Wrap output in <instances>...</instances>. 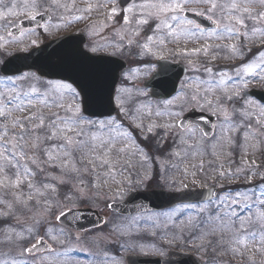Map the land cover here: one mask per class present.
<instances>
[{
    "label": "rangeland",
    "instance_id": "374dc122",
    "mask_svg": "<svg viewBox=\"0 0 264 264\" xmlns=\"http://www.w3.org/2000/svg\"><path fill=\"white\" fill-rule=\"evenodd\" d=\"M12 3L16 2L10 0L8 6H11ZM111 3L112 0H48L46 7L54 16V22L46 28L45 38L44 36L43 38L53 39L61 32H64V30L68 31L70 29L69 27L64 28L63 24H61L62 21L59 19L58 15L63 12L62 8L69 10L72 6H81L83 4V6L99 5L102 10L108 12ZM216 3L218 6L221 4L219 2ZM17 5L19 7L21 3L18 1ZM38 7L44 8L42 0ZM38 11L40 12L39 9ZM18 17L20 15L0 19V30H2L0 31V41L7 40L6 30L15 23V19ZM221 23L222 35L219 36L224 40V43L220 46L231 54L235 52L232 50L233 46H235L236 51H239L240 46L238 47V45L242 46V41L238 40V42L235 38L243 35L247 41V36L252 35L251 32L253 30L243 33L239 31L244 26L234 24L229 20L224 21L223 19H221ZM228 23L229 25H227ZM140 26L142 25L140 24ZM140 26H137V28ZM226 28H232V34L237 32L240 34L229 35L224 32ZM260 31L263 32L264 29L261 28ZM134 34L136 35V32ZM188 37L192 38V36ZM40 38L38 37L36 42L40 43ZM231 38H234V43H228ZM185 40L188 41L189 39ZM260 42H254V46L246 45V48L253 55V60L248 64H257L255 61L260 62V60L264 61V48L258 49L257 46ZM189 44L191 45V42ZM134 45H136L135 42ZM12 46L2 43L3 57L6 55L9 57L12 53H16V49L12 48ZM140 47L144 49L142 45ZM5 48L12 50H6ZM181 48L179 52L177 51V54H179L180 59L188 61L190 72L181 83L182 92L177 97V103L173 101L153 107L155 104L147 100L149 106L146 103L135 106L137 105L136 99L131 96L127 101L128 106L131 107L128 109L124 105L123 99L130 91H128V88L123 87L118 92L119 102H116L121 117L111 120L113 123L121 125L119 132L109 133L107 128L100 129L98 127L100 122L107 123L110 120H92L94 124L91 125L85 123L88 119L82 115L79 95L76 99H73L69 92L57 88L58 83L40 82L35 75L20 77L15 80L14 85L0 79V86L10 88V93L12 90V95L3 96V99L0 100V105L7 104L8 99L17 94H21L23 99L22 94L31 93L33 88L37 90L38 94L37 97L33 98V103L26 106L23 110H18L11 106L8 108L6 117H0V143L8 148L16 145L23 153V155H16V160L11 161L12 164L18 161L21 166L19 169L21 175L19 185L15 183L18 170L9 166L8 154L1 157L0 165L3 166L4 170L0 171V175L3 176L0 178V197L6 191L9 192V195L17 197L18 204L22 206V213L11 211L9 206L0 207V213L4 214L0 216V223L15 221L18 218L22 220L30 218L34 222V228L29 226L26 228V232H22L16 225L0 229V264H6V260L7 264H12L13 261H17L18 264H103L98 251L102 255V252L105 253L104 248L115 242L120 247V254L126 255L128 254L127 249L130 250L128 252L143 254V249L149 248L151 245L164 246L169 244L167 241L173 240V236L177 235V233L181 234L184 232L183 237L185 239L193 238L196 233L193 232L196 227L195 224L198 226L201 221V219H193L194 213L188 212L177 215L176 213L178 212L176 210L166 214L146 215L125 220L119 219L117 220L118 222L115 217L108 215L107 224L102 230L86 233L85 235L68 233V239L65 240L63 245L60 242L61 240H58V252L44 256L45 259L30 261L26 258V255L20 257L9 256L23 254L24 242L26 241L23 237L25 236L24 233L27 234L29 239L32 235L37 234L41 228V218L53 217L52 220H55L62 210L78 208H91L103 213L107 212L109 203L123 200L132 190H144L146 184L148 186V182L151 180L155 166H158L161 170V183L168 189L179 191L217 185V180L214 177L219 176L224 178V181L218 183L220 187H224L223 185H240L241 183L247 185L246 180L252 178L255 182L248 185L251 188L235 193L229 192L230 195L227 197H230V199L227 204H231L233 200L237 199V194H241L238 204L243 207L245 204H252L253 207L250 212L258 219H263L260 214L264 213V204L258 203L255 205L253 197L257 194L259 198L261 190L264 189V152L260 154L261 161L257 159L254 161L252 157L247 159V163L255 164L254 167L249 165L248 171L245 166L242 168L231 167L230 165H223L222 167L207 166L212 157L217 161L224 159L223 155L220 156L222 152L217 150V143L213 142L216 136L207 142L198 132L181 134L177 131L176 134L173 128L175 117H177L178 121L185 111L196 107L200 111L208 114H217L221 117L222 124H220L223 128L219 132H222L224 128L231 131V124H235L237 121L233 120L229 123L227 122L228 120H225L223 122L222 113L228 107L230 113L237 111L242 113L243 107L239 105L240 101L238 100L234 101L235 103L217 100L218 98L214 97L213 92H211L210 81L212 79L211 83L220 89L224 84L229 83V78L238 76L237 73L239 72L240 74L236 78V82H234L236 84L233 87L230 84V88L221 89L223 95L238 94V84L241 87L244 86L245 74L239 69H236V71L227 69L228 71L221 73V76H218L210 68L202 72V66L193 64L192 60L188 59V56L192 55L191 47L182 46ZM240 49L242 48L240 47ZM92 51L98 50L93 48ZM249 52H247L248 55H250ZM239 57H227L226 59L218 60L216 66L225 67L232 62L240 63L242 55H239ZM1 65L2 62L0 67ZM215 69L220 70L218 68ZM144 75V72H140L138 77L142 78ZM260 75H262V72L258 69L254 75L246 74L245 80L247 79V84L245 89L243 88L242 93H239V98L244 103V112L239 117L242 121L239 125H233L234 132L230 133L231 138L229 140L224 134L219 139H216L219 140L218 146L222 144V147L228 150L235 149L236 151H233L235 154L245 152L246 156L256 153L259 155L260 149H264V107L252 99L248 100L247 97V92L252 89L264 91V81L260 78ZM221 80L225 81V83H221ZM216 90L214 91L218 92ZM144 96L145 98L147 97L145 93ZM235 104H238V106L232 108V105ZM77 108L79 112H76ZM151 116L157 117L155 120L162 122H156ZM160 116L166 117L167 120L158 119ZM77 117L84 118L80 122V127L71 131H60V129L67 127V125L61 123L62 120H75ZM149 128H151V131H149ZM81 133L83 134L81 135ZM222 136L225 142L232 139V146L226 144L221 138ZM93 137L97 139H93ZM110 137L115 138V142L111 146L106 145L103 148H97L95 151L91 148L76 150L79 147L78 141H87L90 144L99 145L101 141H107ZM151 137H158L161 145H164L171 137L173 139L176 138L177 149L171 152L168 157L153 158L138 144V139L148 141ZM69 139L73 141L68 146L70 156H65L61 146L65 145ZM237 143L238 145H236ZM114 146L118 148H114ZM49 154L53 156V159H49ZM206 159L209 160L206 161ZM25 168L32 175H26L24 173ZM213 170H215L216 176L213 175V180L209 182L204 176L214 172ZM83 178L88 181L82 182ZM90 178L91 180L89 181ZM228 179L229 181L226 182ZM29 182L32 184L31 188L28 186ZM68 185L72 186L69 189H63V187ZM16 190L22 191L17 192ZM41 200H46V202L42 203ZM218 203L221 208L220 201ZM239 210L240 208L236 207L238 216H246L243 223L247 224L248 227L245 230L241 229L239 219L226 216L219 223L222 229L218 234L219 238L222 239V251L218 255L224 260L225 264H264V247L258 244L245 247L242 244L234 243L237 238L245 239L248 232H264V222L255 220L254 216L246 211H242L239 214ZM206 213L209 215L211 212ZM20 214H22L21 217H19ZM202 221H205V219ZM192 223V231L186 230ZM29 229L32 231L29 232ZM44 230L48 238L46 239L53 243L51 236H55V230L48 228V225L44 226ZM203 235L207 236L206 233ZM208 237L210 239L212 237L215 238L213 233H210ZM7 243L9 244L7 245ZM189 243H191V246L187 247L188 249L194 253L200 252L196 246V243H199V234L194 241ZM5 245L7 246L3 248ZM65 245H68L69 255L62 259L63 254L66 253L64 252ZM204 260L208 264V260ZM107 262L108 264H124L119 258L109 259ZM217 263L215 261L211 264Z\"/></svg>",
    "mask_w": 264,
    "mask_h": 264
},
{
    "label": "water",
    "instance_id": "95a60500",
    "mask_svg": "<svg viewBox=\"0 0 264 264\" xmlns=\"http://www.w3.org/2000/svg\"><path fill=\"white\" fill-rule=\"evenodd\" d=\"M41 20L45 22L47 18L39 17L38 21ZM80 45L76 37L58 40L29 55L12 58L4 65L2 72L6 75H16L23 71H36L42 78L69 81L77 87L83 97L85 114L91 117L112 116L115 112L113 96L119 78L112 64L114 60L88 56L81 51ZM183 74V70H178L177 78L173 82H168L166 75H161L154 81L153 86L172 83L175 88ZM164 90V88L155 87V94ZM171 92V90H166L164 94ZM254 96L264 103L263 93L254 94ZM192 118L199 119L197 116ZM209 193L213 192L184 193L177 195V198L165 193H134L125 203L111 205L110 210L121 214H133L163 209L176 203L204 199ZM60 221L71 228L82 230L101 226L104 218L90 211H73L61 217ZM129 264L153 263L133 258L129 259Z\"/></svg>",
    "mask_w": 264,
    "mask_h": 264
},
{
    "label": "snow or ice",
    "instance_id": "6c2138e0",
    "mask_svg": "<svg viewBox=\"0 0 264 264\" xmlns=\"http://www.w3.org/2000/svg\"><path fill=\"white\" fill-rule=\"evenodd\" d=\"M252 2V0H244L243 4H238L233 2L230 6H228V19L229 20H235L237 24L241 25V26H245L244 25V19L242 18L243 13H248V15L251 17L252 13L250 12L249 9V4ZM261 3L264 4V0H261ZM192 4H208L210 5V10H214L218 7L217 3L215 2V0H168V2H163V0H161V2L158 3H149V4H142L140 5L141 9H149L151 11L148 12V15L150 17H153L154 19H156L158 21V23L156 24V30L159 31L161 28H166L168 29V34L170 36H173L174 38H179L180 36H195L197 34H204V29L197 24L194 20L188 19L186 16V8L189 7ZM16 4L12 3L11 6H7L5 4V0H0V19H4V18H8V17H15L18 15H26L30 18V20L32 21H37V16L39 15V11H38V5L33 2L31 4H29L26 0V3L24 5V11L23 12H18L16 10ZM91 8L88 9V11H90ZM128 12H132L133 9L129 8L127 9ZM237 12V13H241L240 16H234L233 12ZM183 13V15H182ZM171 14V15H168ZM112 16L117 15V12L115 9L112 10L111 14ZM194 15L196 16H201L204 17L206 14L204 12H194ZM207 18L209 20H212V15H207ZM257 18L260 20H264V13H259L257 15ZM215 23V21H213ZM38 23V22H37ZM124 23L127 24L129 23V19L127 16L124 17ZM139 24L143 25V24H147L148 20L147 19H140L138 21ZM39 26V24H38ZM46 30V29H45ZM224 32L228 33L229 35H231L233 33V29L232 28H226L224 29ZM13 32H10L9 35H13ZM21 36L24 35L23 30L20 31L19 33ZM236 35H239L240 33L237 32L235 33ZM217 35H222V33H219ZM148 39L151 41L153 39V37H148ZM33 43H35L33 41ZM145 49H148L149 51H151V49L149 48L148 44L144 45ZM233 51H236L235 46H233L232 48ZM260 68L261 71H264V68H262L259 64H248L246 66H244L242 68L243 73L247 74V75H254L257 72V69ZM240 73L238 72L237 75H239ZM8 82L12 85L15 84V78L9 77L8 78ZM221 83H225V81L221 80ZM58 89H63L66 90L67 92H69L72 96L73 99H76L79 95V93L76 91V89L72 86L71 83H61L57 85ZM23 95V99L21 98V94H17L16 96L10 97L8 99L7 104L5 105H0V117H6L7 115V111L8 108L11 106H14L16 109L18 110H23L26 106L31 105L33 103V98L37 97V90L35 88L32 89L31 93H24ZM168 103H171L170 101ZM71 111V109H69ZM76 112H79V109H76ZM83 117H77V119L72 120V119H67V120H62L61 123L67 125L66 128L60 129V131H71L75 128L80 127V122L83 120ZM85 123L88 124H94L93 121L91 120H87L85 121ZM98 127L100 129H108L109 133L112 132H119L121 125L119 123H113L111 120L107 123L104 122H100ZM149 131H151V128H149ZM83 133H81L82 135ZM22 139V137H21ZM93 139H97L96 137H93ZM115 142V138L110 137L107 141H101V143L99 145H95V144H90L87 141H78V145L79 147L76 150H83L84 148H91L93 151H95L97 148H103L106 145L107 146H111L113 145ZM73 143V141L71 139H69L67 141V143L65 145L61 146V149L64 152L65 156H70V151L68 150V146L71 145ZM0 148H3L5 151L4 152H0V157H3L5 155V152L8 153L7 159L9 161V166L10 167H14L16 168L18 171L16 173V180L15 183L16 185H19L20 183V179H21V175L19 172L20 169V164L17 161V163L12 164L11 161L12 160H16V153L14 151H11L8 149V147L6 145H0ZM21 155H23V153H21ZM49 159H53V156L51 154H49ZM106 163V161H105ZM3 166L0 165V171H3ZM24 173L26 175H32V173L25 168L24 169ZM30 188L32 187V184L29 182L28 185ZM45 187H47V185H45ZM240 195L241 194H237V199L232 201V204H238L239 199H240ZM254 195V194H253ZM216 196L215 193H209L208 194V201H212V199ZM230 199V197H224L220 199V206H225L227 205L228 200ZM258 202L261 204H264V189L261 190L260 192V197L257 198ZM245 208L249 209V211L252 209L253 205L252 204H245L244 205ZM201 211H203L204 209L201 208ZM3 213H0V216H3ZM262 218H264V213L260 214ZM228 218H232V217H236L237 219H239L240 223V227L241 229H245L246 225L243 223V221L245 220L246 216H238L237 212L235 209L231 210L228 214H227ZM213 219L219 220L220 216H219V209L217 210V214L215 216L210 215L208 217V220L211 221ZM32 230L29 229V232H31ZM46 231H48V229H46ZM234 243L237 244H242L245 247H247L248 245H252V244H258L261 247H264V232H256V231H251L247 233V236L245 239H240L237 238L236 240H234ZM44 246V248L47 251H51V249L47 248V245L43 243V241L38 242L37 244L32 245L31 247L26 248V252L28 254H32L36 251H38L41 246ZM12 264H18L17 261H13Z\"/></svg>",
    "mask_w": 264,
    "mask_h": 264
},
{
    "label": "flooded vegetation",
    "instance_id": "af4514ba",
    "mask_svg": "<svg viewBox=\"0 0 264 264\" xmlns=\"http://www.w3.org/2000/svg\"><path fill=\"white\" fill-rule=\"evenodd\" d=\"M144 1V0H142ZM158 2H161V0H156ZM225 3H228L229 0H223ZM119 0L114 1L113 9L116 10L117 15L112 16L111 15V23H112V34L109 37H104L102 39H96L95 41H87L86 48L91 51L93 48L100 49L99 54H107V55H113L116 57H120L125 62L128 61L129 56L132 55L134 46L133 42L134 40L138 43L141 42L142 46L144 47L145 44H148L151 51L148 49H145V51L153 54V55H159V54H165L168 53L170 56L176 57L177 56V38H174L173 36H170L168 33H160V34H150V35H143L141 38L137 37L134 34V23H138V21L141 19L139 17H135L138 15L143 14L141 11H137L135 13L134 10V4L128 6L125 9H121L119 7ZM163 2H168V0H163ZM244 0H241L240 4L242 5ZM137 4V3H136ZM250 12L252 13L251 17L248 15V13H243L242 18L244 19L245 23H256L260 26H264V20H260L257 18V15L259 13H264V4L261 3V0H252V2L248 5ZM132 8V12H128L127 9ZM204 12L207 17V15H212V19H214L215 15H218L219 12L214 10H210V5L208 4H192L189 7L186 8L185 12L194 13V12ZM227 11V8L224 9V14ZM233 14H236L233 12ZM67 15V26L72 25H86V22H91L93 20V23L91 24L89 29L98 30L100 27L101 22V8L96 7L94 9H91L90 11L87 10H79L78 15L71 16L70 12L66 13ZM144 15V14H143ZM183 15V13H182ZM238 16L241 15V13H237ZM127 16L129 19V23H124V17ZM27 18V17H26ZM28 19V18H27ZM148 21L152 20L153 17H147ZM25 20V19H23ZM22 19L18 20V26L23 21ZM166 28H161L160 30H165ZM23 30L24 35L21 36L19 33ZM86 32V30H84ZM42 32H39L37 29H20L17 32V37L14 39L17 46L21 51H28L29 49L36 48V44L32 46L33 41L36 42L37 37ZM153 37V39L150 41L148 37ZM120 42L121 44H125L124 47L115 48L114 42ZM32 46V47H31ZM93 47V48H92ZM138 50H136L137 52ZM128 64V63H127Z\"/></svg>",
    "mask_w": 264,
    "mask_h": 264
}]
</instances>
